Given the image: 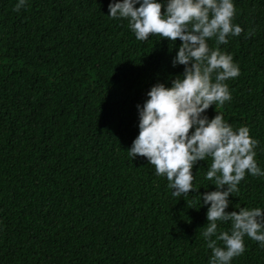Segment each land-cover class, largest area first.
Masks as SVG:
<instances>
[{
  "label": "trees",
  "instance_id": "16d2710c",
  "mask_svg": "<svg viewBox=\"0 0 264 264\" xmlns=\"http://www.w3.org/2000/svg\"><path fill=\"white\" fill-rule=\"evenodd\" d=\"M112 2L26 0L15 12L19 0H0V264H209L210 205L198 196L216 190L212 159L193 167L198 191L174 197L166 176L127 152L137 105L182 76L172 66L182 42L137 40L127 19L109 17ZM233 3L244 31L219 48L240 75L225 81L232 99L204 115L248 127L264 170V0ZM238 188L228 213L264 210V177L246 172ZM244 243L230 264H264L259 243Z\"/></svg>",
  "mask_w": 264,
  "mask_h": 264
},
{
  "label": "clouds",
  "instance_id": "9594fccd",
  "mask_svg": "<svg viewBox=\"0 0 264 264\" xmlns=\"http://www.w3.org/2000/svg\"><path fill=\"white\" fill-rule=\"evenodd\" d=\"M139 5V7H137ZM26 0H19L13 11L19 12ZM109 17L127 19L139 41L160 36L173 45L181 41L172 66H184L182 76L172 86L158 83L147 93L143 106L137 105L139 135L128 154L145 157L155 167L157 176H166L174 197L187 196L194 188L193 167L206 158L212 163L206 179L214 181L215 191L205 192L199 200L208 207L207 225L202 235L211 249L209 264H230L245 251L247 236L264 249V210L239 207L228 213L229 197L238 192L246 172L264 177L258 166L253 139L246 126L234 130L222 115H204L213 105H224L232 99L225 81L240 75L239 66L230 54L220 50L244 31L233 20V0H122L109 4ZM253 35L250 30L246 38ZM214 39L216 47L208 40ZM194 129V131H192ZM231 224L230 231L219 230V223Z\"/></svg>",
  "mask_w": 264,
  "mask_h": 264
}]
</instances>
